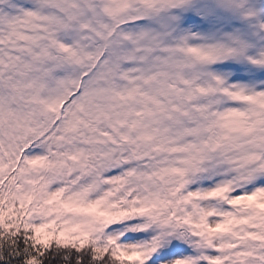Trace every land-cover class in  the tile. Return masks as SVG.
<instances>
[{
    "label": "snow or ice",
    "instance_id": "obj_1",
    "mask_svg": "<svg viewBox=\"0 0 264 264\" xmlns=\"http://www.w3.org/2000/svg\"><path fill=\"white\" fill-rule=\"evenodd\" d=\"M0 264H264V0H0Z\"/></svg>",
    "mask_w": 264,
    "mask_h": 264
}]
</instances>
